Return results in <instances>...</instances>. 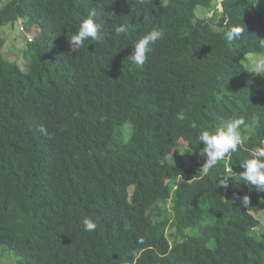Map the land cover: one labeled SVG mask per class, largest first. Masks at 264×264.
<instances>
[{
    "label": "trees",
    "instance_id": "obj_1",
    "mask_svg": "<svg viewBox=\"0 0 264 264\" xmlns=\"http://www.w3.org/2000/svg\"><path fill=\"white\" fill-rule=\"evenodd\" d=\"M217 1L0 4V31L20 22L32 37L21 69L2 53L0 34V256L10 252L15 264H264L256 230L264 192L240 179L245 149L264 146V77L244 61L264 54V0H222L219 13ZM93 8L104 41L68 51ZM234 25L244 33L229 42ZM120 26L126 34H116ZM152 28L163 38L143 66L131 63ZM239 117L244 148L207 174L166 162L180 148L199 155L202 130ZM225 175L227 189L219 187ZM86 218L93 232L83 230Z\"/></svg>",
    "mask_w": 264,
    "mask_h": 264
},
{
    "label": "clouds",
    "instance_id": "obj_2",
    "mask_svg": "<svg viewBox=\"0 0 264 264\" xmlns=\"http://www.w3.org/2000/svg\"><path fill=\"white\" fill-rule=\"evenodd\" d=\"M145 2L146 0H139V3L141 4ZM18 23L21 25L20 22ZM104 23L101 14L98 13L95 8L90 9L87 18L79 25L78 32L72 35L71 39H69L71 48H83L86 42H88V45L91 44V42H103L105 38ZM227 23L228 18H225V24ZM126 31L127 30L124 26L115 29L117 35L126 34ZM243 33L244 27L234 25L227 31V40L229 42L238 40ZM163 36V29L152 28L135 42L132 54L127 57L129 61L138 66H143L147 61L149 54L153 51L152 46L161 40ZM258 44L260 48L264 49V39H258ZM252 70L257 75L264 77V57H258L255 60L252 65ZM244 124V118L239 117L223 121L215 131L202 130L199 133V144L201 142L204 144L199 155L206 160L202 167V172L204 174H207L210 169L218 164V162L230 158L233 153H237L239 149L244 148L245 138L241 134V126ZM190 126L193 129L198 127L195 121H192ZM40 131L44 132V129L41 128ZM261 144L264 145V141H262ZM245 151H247L249 155L240 162V167L244 169V171L240 173V179L249 186L250 190L254 189L258 193L264 192V146L245 149ZM226 172L232 173L231 168H226ZM230 177L231 175L223 176L219 181V187L227 189ZM249 203V197L244 196L242 198V204L248 206ZM96 228L97 224L91 219L86 218L83 220V230L85 232H93ZM139 243L143 244V240L139 241ZM134 255L136 256V259H139V255L135 253Z\"/></svg>",
    "mask_w": 264,
    "mask_h": 264
},
{
    "label": "rangeland",
    "instance_id": "obj_3",
    "mask_svg": "<svg viewBox=\"0 0 264 264\" xmlns=\"http://www.w3.org/2000/svg\"><path fill=\"white\" fill-rule=\"evenodd\" d=\"M6 0H0V4L5 3ZM221 2L222 0H218L217 4V12L221 11ZM260 7H264V4H257ZM213 12H205L203 17H210ZM23 25L15 24L14 26H6L0 31L1 36L5 39V44L2 48V53L5 55L8 61L17 64L21 69L26 68V59L22 55V52L26 49V39L28 41L32 40V37L26 38L24 33L21 32L20 27ZM65 47L68 51H73L76 47L71 48L70 42L65 43ZM258 57H264V54H258L254 56H248L245 58V63L251 62V65L255 62ZM252 131L248 129V131ZM182 162L186 168L193 169L197 172H202L203 164L206 162L204 157L200 155H194L192 152L185 151L183 149H176L169 158L166 159L167 163H179ZM256 218L259 220V226L256 229L260 233H264V212H260ZM2 249V248H0ZM8 252V251H7ZM12 257H10L9 255ZM13 260V262H12ZM17 262V258H15L10 252L5 254L4 256H0V264H15Z\"/></svg>",
    "mask_w": 264,
    "mask_h": 264
},
{
    "label": "built area",
    "instance_id": "obj_4",
    "mask_svg": "<svg viewBox=\"0 0 264 264\" xmlns=\"http://www.w3.org/2000/svg\"><path fill=\"white\" fill-rule=\"evenodd\" d=\"M20 30H21V31L23 30L22 27H20Z\"/></svg>",
    "mask_w": 264,
    "mask_h": 264
}]
</instances>
